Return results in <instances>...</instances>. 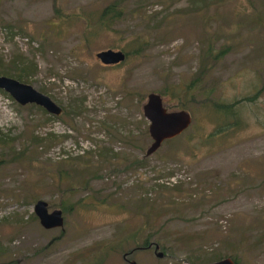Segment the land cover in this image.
Wrapping results in <instances>:
<instances>
[{
	"label": "rangeland",
	"instance_id": "374dc122",
	"mask_svg": "<svg viewBox=\"0 0 264 264\" xmlns=\"http://www.w3.org/2000/svg\"><path fill=\"white\" fill-rule=\"evenodd\" d=\"M0 67L61 108L0 90V264H264V0H0ZM149 93L191 121L146 156Z\"/></svg>",
	"mask_w": 264,
	"mask_h": 264
},
{
	"label": "water",
	"instance_id": "95a60500",
	"mask_svg": "<svg viewBox=\"0 0 264 264\" xmlns=\"http://www.w3.org/2000/svg\"><path fill=\"white\" fill-rule=\"evenodd\" d=\"M95 57L102 65H116L125 58L121 51L112 50L100 51ZM0 90L9 95L20 106L34 105L53 116H58L61 113V108L54 104L49 97L15 79L0 76ZM141 112L148 122L147 133L151 140L145 151L146 156L154 153L162 142L180 135L188 128L191 121L189 114L184 110L167 111L162 106L161 97L155 93H149L146 96L145 103L141 106ZM33 214L44 230L62 227L61 211L52 210L48 212L47 204L42 200H37L34 203ZM160 256V254H157V257ZM207 264L234 263L229 258H222Z\"/></svg>",
	"mask_w": 264,
	"mask_h": 264
},
{
	"label": "trees",
	"instance_id": "16d2710c",
	"mask_svg": "<svg viewBox=\"0 0 264 264\" xmlns=\"http://www.w3.org/2000/svg\"><path fill=\"white\" fill-rule=\"evenodd\" d=\"M118 1L107 4L105 6H103L100 9V12L97 16V25H100V27H109L110 25H112L115 21L119 20L120 14H121V10L118 9L119 7ZM225 50H220L218 51L213 57L210 56V52H208L207 54H209L210 58L215 61L217 59H220L223 55H224ZM0 76H6V77H14L15 79L22 81L23 78L21 77L19 72H10L7 68H2L0 67ZM217 109L220 110V112H223L225 114L228 115H232L233 112V105H224V106H216ZM234 264H236L233 261Z\"/></svg>",
	"mask_w": 264,
	"mask_h": 264
},
{
	"label": "flooded vegetation",
	"instance_id": "af4514ba",
	"mask_svg": "<svg viewBox=\"0 0 264 264\" xmlns=\"http://www.w3.org/2000/svg\"><path fill=\"white\" fill-rule=\"evenodd\" d=\"M151 246H152V245L148 244L147 247H146V249L149 248V247H151ZM155 249H156V248L154 247V250H155ZM125 256H126V255H123L122 259L124 260V262H125L126 264H127V263H128V264H134L133 262H127V261L124 259Z\"/></svg>",
	"mask_w": 264,
	"mask_h": 264
}]
</instances>
